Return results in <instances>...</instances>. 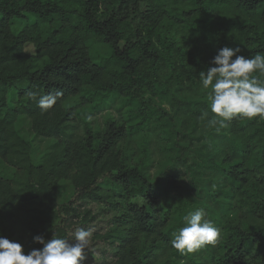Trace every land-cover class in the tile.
Instances as JSON below:
<instances>
[{"label": "trees", "instance_id": "1", "mask_svg": "<svg viewBox=\"0 0 264 264\" xmlns=\"http://www.w3.org/2000/svg\"><path fill=\"white\" fill-rule=\"evenodd\" d=\"M92 42L110 54L94 60ZM225 46L264 56V0H0V234L27 253L43 247L36 235L75 244L72 233L89 230L83 264H264V119L213 125L209 103L186 105L191 131L206 124L198 166L221 176L237 218L216 226L215 246L181 254L171 245V207L160 204L164 192L180 189L179 178L168 175L165 189L153 183L120 146L124 124L110 119L103 131L78 132L75 106H67L83 93L145 103L158 90L209 92L199 73ZM57 91L63 95L42 112L38 98ZM23 115L36 137L54 140L39 163L17 127ZM62 180L74 189L65 205Z\"/></svg>", "mask_w": 264, "mask_h": 264}, {"label": "rangeland", "instance_id": "2", "mask_svg": "<svg viewBox=\"0 0 264 264\" xmlns=\"http://www.w3.org/2000/svg\"><path fill=\"white\" fill-rule=\"evenodd\" d=\"M27 51L34 53V46L29 45ZM110 51L106 44H90L94 60H102ZM207 93L193 97H172L158 90L155 95H146V99H150L145 103L118 95H95L90 98L87 93H83L67 103V106H75L78 132H83L86 125L94 132L103 131L110 119L124 124L129 135L120 146L128 162L142 167L153 183L165 189L168 175L179 178L180 189L170 188L160 199V204H169L171 207L172 220L168 228L172 239L173 233L185 226L183 217L196 210H202L205 218L215 226L237 218L234 201L225 194L227 187L221 176L208 167L198 166L201 132L206 129V124L202 131L194 132L186 123L189 116L186 105L208 103ZM9 100L10 105L14 106L16 97L13 93L9 95ZM147 110L152 113L148 119L145 118ZM17 127L33 143L34 161L39 163L50 152L54 140L36 137L30 119L24 115L19 117ZM59 194L61 205L73 198L74 189L70 181L60 182ZM137 201L143 203L142 200ZM86 208L98 211V207L90 203L86 204ZM72 234L75 235V232ZM73 242L76 243L74 238ZM87 264L94 262L89 261Z\"/></svg>", "mask_w": 264, "mask_h": 264}, {"label": "clouds", "instance_id": "3", "mask_svg": "<svg viewBox=\"0 0 264 264\" xmlns=\"http://www.w3.org/2000/svg\"><path fill=\"white\" fill-rule=\"evenodd\" d=\"M240 48L223 47L218 49L212 65L199 73L203 89H210L207 101L214 119L213 125L223 126L233 118L259 117L264 119V56L250 58L238 55ZM32 54V53H31ZM63 93L57 91L38 98V107L47 112ZM37 100L35 93H29ZM184 225L173 233L172 247L181 254L195 252L205 246H215L219 239V229L202 210L190 212L183 217ZM91 232L83 228L75 231V244L68 239L45 240L36 235L34 242L42 244L39 249L25 253L24 246L0 234V264H83L86 250L90 249Z\"/></svg>", "mask_w": 264, "mask_h": 264}]
</instances>
